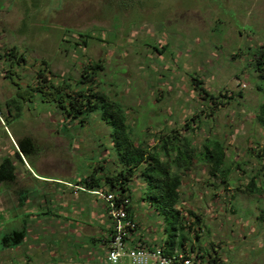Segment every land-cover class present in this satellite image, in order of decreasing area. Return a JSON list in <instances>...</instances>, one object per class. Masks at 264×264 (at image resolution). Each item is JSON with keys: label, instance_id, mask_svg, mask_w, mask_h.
<instances>
[{"label": "rangeland", "instance_id": "obj_1", "mask_svg": "<svg viewBox=\"0 0 264 264\" xmlns=\"http://www.w3.org/2000/svg\"><path fill=\"white\" fill-rule=\"evenodd\" d=\"M11 48L25 62L6 60ZM258 50L264 51V0H0V163L7 157L15 168L14 180L0 183V264L75 258L79 240L75 229L68 232L76 214L101 217L104 201L77 182L116 170L111 128L100 111L80 124L36 94L19 116L13 108L8 114L6 102L16 99L9 78L22 87L34 84L42 60L72 81L85 65L103 64L99 89L121 108L137 143L159 145L172 130L201 152L208 141L221 142L225 183L196 159L182 174L177 208L186 224L193 221L187 210L199 217L198 239L188 234L187 247L215 251L221 264H264V222L258 219L264 209V128L256 121L264 83L253 67ZM194 76L216 102L225 101L214 115L193 87ZM237 92L242 97H220ZM252 180L259 194L244 193ZM128 186L140 237L146 246L163 245L171 218L142 200L149 185L139 174ZM21 230L26 235L14 244L10 234ZM63 231L68 239L61 242Z\"/></svg>", "mask_w": 264, "mask_h": 264}, {"label": "trees", "instance_id": "obj_2", "mask_svg": "<svg viewBox=\"0 0 264 264\" xmlns=\"http://www.w3.org/2000/svg\"><path fill=\"white\" fill-rule=\"evenodd\" d=\"M82 44L86 46L87 41L82 40ZM254 54V70L264 83V51L258 50ZM5 59L14 64L25 62L24 56L18 54L16 48L8 50ZM40 64L42 68L36 72L34 84L22 87L8 77L16 87L15 101L11 99L6 102L8 114L12 115L11 110L13 108L17 111L14 116H19L18 111L21 109V105L32 102L36 94L40 95L42 102L54 104L64 118L77 121L80 124L86 123L91 114L100 111V119L111 128L110 136L117 157L116 170L114 174L105 173L101 177H96L94 174L88 175L78 183L94 188L98 193H111L119 200L128 199V218L136 221L131 204V189L128 183L135 174H139L149 185V191L144 193L142 200L149 204L155 213L163 215L165 219L171 218L169 237L163 244L165 253L168 254L174 250L189 255L193 253L200 264H221L217 252L203 251V254L199 247L194 249L195 245L187 247L188 234L195 232L199 217L187 210L186 213L193 218V221L186 224L184 223V215L182 216L183 212L177 206L180 202L182 174L190 169L194 159L207 165L211 176L214 177L219 174L222 183L226 182L227 172L225 174L222 169L226 155L222 143L218 140L208 141L203 145L204 151L201 152V149L198 150L189 144L187 138L181 139L176 130H172L170 134L164 137L160 136L159 145L150 147L147 146V143H137L130 136L121 108L112 103L108 96L99 89L97 76L103 71V64L91 62L85 65L80 71L79 78L73 81L52 72L47 61L42 60ZM191 81L203 101L211 104L210 113L214 115L213 108L225 104V101L216 102L218 98L204 88L200 78L194 76ZM261 89L264 92V84ZM220 97L228 101L235 99V97L240 98L242 94L241 92H237V95L223 93L220 94ZM256 121L264 128V101L259 104ZM188 125L189 122H185L186 128ZM14 172L15 168L12 161L7 157L4 158L0 163V183L14 180ZM255 185L254 180H252L244 193L256 195L262 192ZM22 197L19 201L20 207L24 206L26 200V196L22 194ZM258 219L264 222V209L260 212ZM136 228H138V223H136ZM25 235L26 230L13 231L10 234V240L17 244V241L23 240ZM195 238L198 239V234L195 235Z\"/></svg>", "mask_w": 264, "mask_h": 264}, {"label": "built area", "instance_id": "obj_3", "mask_svg": "<svg viewBox=\"0 0 264 264\" xmlns=\"http://www.w3.org/2000/svg\"><path fill=\"white\" fill-rule=\"evenodd\" d=\"M106 210L112 222L111 232L107 241L106 260L109 264H119L126 259L130 264H200L197 257L191 253H165L163 245L149 248L143 240L135 243L133 232L136 231V221L128 218L129 200H119L111 193L103 194Z\"/></svg>", "mask_w": 264, "mask_h": 264}, {"label": "crops", "instance_id": "obj_4", "mask_svg": "<svg viewBox=\"0 0 264 264\" xmlns=\"http://www.w3.org/2000/svg\"><path fill=\"white\" fill-rule=\"evenodd\" d=\"M66 183L69 185L73 184L70 182H66ZM77 184L79 185L78 182ZM80 186L84 187V188L78 187L81 190L86 189L85 191L89 193H91V191L95 192V190H93L94 188H89L84 185H80ZM102 209H103V215L101 217L99 215L93 214V217H89L87 220L81 219L82 213L76 214L78 222L73 225L74 226L73 230L68 232V233H73L75 229L76 236L73 238H76L77 240H79L75 244L78 247L77 250L75 249L76 257L73 259L70 256L69 258L66 257V259L60 258L58 259L57 263H53V264H109L106 260V256H107V245L106 244H107L110 232H111L112 222L107 215L106 203L104 201H103ZM49 211L50 210H48V212ZM58 212H60V210ZM134 213H135V210H134ZM139 231H140V226L138 223L137 231L133 232L134 234H132L135 239L134 240L135 242H138L139 239L141 238ZM63 232H65V235L61 234L58 236L60 241L63 238L68 239L66 238L68 235L66 234V231H63ZM151 248H155V247H151ZM30 251L32 250H29L27 248L23 250V252L26 253L25 256L28 259H30V256H29ZM77 251H80L82 253V256H79ZM64 256L66 255L64 254ZM119 264H130V263L126 259H122ZM149 264H154V263L150 262Z\"/></svg>", "mask_w": 264, "mask_h": 264}]
</instances>
